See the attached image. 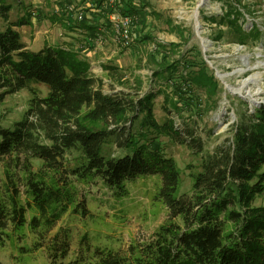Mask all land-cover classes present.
I'll return each mask as SVG.
<instances>
[{"label":"trees","instance_id":"1","mask_svg":"<svg viewBox=\"0 0 264 264\" xmlns=\"http://www.w3.org/2000/svg\"><path fill=\"white\" fill-rule=\"evenodd\" d=\"M54 1L59 9L43 17L56 21L55 13L71 14L75 24L68 27L84 28L91 37H98V25L111 26L109 15L121 10L142 12L139 29L145 39L153 38L144 31L148 12L137 8L135 0L91 1L86 10L97 21L78 19L71 0ZM225 2L223 13L210 16V21L227 26L240 44L260 42L264 30L256 22L250 29L240 22L242 7L251 12L250 5ZM12 8L11 0H0V18L5 21L0 27V104L8 93L31 83L43 84L48 91L35 95L12 127L0 124V244L9 227L17 231L27 224L30 210L36 211L30 219L33 228L53 226L69 211L90 213L91 185L100 184L119 199L128 194L129 180L152 175L153 199L164 205L167 220L148 237L125 249L100 250L85 264H264V203H257L264 196V104L240 115L231 135L206 151L202 136L188 124L178 126L173 116L181 112L180 101L201 105L199 90L217 104L220 82L205 60L188 69L184 56L174 58L179 42L157 43L149 59L161 88L151 86L141 93V74L130 79L120 66L106 64L109 75L128 90L105 92L103 79L72 47L29 48L18 27L31 24L42 12L31 9L13 20ZM221 36L219 32L216 38ZM158 94L163 95L161 117L156 113ZM161 137L199 156L198 170L191 175L192 194L180 191L181 171L163 150ZM114 146L123 151L107 149ZM33 160L41 162L38 168Z\"/></svg>","mask_w":264,"mask_h":264},{"label":"rangeland","instance_id":"2","mask_svg":"<svg viewBox=\"0 0 264 264\" xmlns=\"http://www.w3.org/2000/svg\"><path fill=\"white\" fill-rule=\"evenodd\" d=\"M91 1L71 0L70 4L77 6L75 15L82 10L90 21H97L93 13L86 10ZM11 2L13 20L31 9L42 12V16L39 15L41 18L33 16L31 24L18 27L29 48L37 50L45 45L72 47L90 62L91 71L103 79L105 92L128 90L126 85L109 75L106 64L120 66L130 79L135 74H141L145 80V89L141 93L151 86L155 90L161 88L162 84L153 78V65L149 59L157 43L179 42L181 45L174 58L184 56V60L190 64L188 69L195 68L205 60L208 69L220 82L217 104L214 105L213 99L199 90V102L202 101V104L197 102V106L193 103L190 107L187 102L180 101L181 112H174L173 116L178 126L185 128V124H188L202 136L206 151H212L231 135V125L240 115L264 104V37L260 42L240 44L227 26L212 23L209 17L223 13L225 0H135L138 2L135 3L137 8L148 12L144 31L148 30L153 38L145 39V33L140 30L142 27L133 28L131 32L134 38L128 42L112 30V25H98V37H91L84 28L77 31L68 27L75 24V17L71 14L55 13L56 21H51L48 16L43 17L59 9L57 1ZM242 2L248 3L252 10L250 12L242 7L244 16L240 22L243 26L250 29L256 22L264 30V0ZM114 13L124 14L121 10ZM4 25L5 21L0 18V27ZM219 32L222 36L217 39ZM87 38L93 40L88 42ZM226 84L242 86L243 95L227 91ZM168 90H171L170 87ZM47 91L43 84L31 83L8 93L0 104V124L12 127L22 119L31 99L35 95H45ZM162 99V94L155 99L158 117L165 114L161 107ZM159 140L165 153L173 156L178 163L181 171L180 191L192 194L191 175L198 170L199 156L187 146L176 144L166 137ZM107 149L113 153L123 151L115 146ZM40 163L33 160L35 168ZM3 167L4 162L0 161V184L4 180ZM155 182L156 177L152 175L129 180L128 194L119 199L112 195L110 189L100 184L91 185L87 196L90 213L84 216L69 211L53 226L41 224L33 228L30 219L36 211H28V221L22 229L14 231L9 227L6 231V239L0 244V264H59L66 261L85 264L95 260L100 250L125 249L135 240L148 237L168 218L164 205L153 199ZM257 203H264V196L257 199Z\"/></svg>","mask_w":264,"mask_h":264},{"label":"built area","instance_id":"3","mask_svg":"<svg viewBox=\"0 0 264 264\" xmlns=\"http://www.w3.org/2000/svg\"><path fill=\"white\" fill-rule=\"evenodd\" d=\"M70 9H74V7L70 6ZM76 9H74V12ZM142 12H127L124 14L112 13L110 16V23L113 25V29L116 34L122 36V38L126 39L128 42L133 36L131 30L140 28L142 23ZM78 19L84 20L86 17L85 13L80 10L78 14H76Z\"/></svg>","mask_w":264,"mask_h":264},{"label":"bare ground","instance_id":"4","mask_svg":"<svg viewBox=\"0 0 264 264\" xmlns=\"http://www.w3.org/2000/svg\"><path fill=\"white\" fill-rule=\"evenodd\" d=\"M225 86H226L227 91H230V92H237V93H239L240 95H243L242 86H238V87H236V86H232V85H230V84H226Z\"/></svg>","mask_w":264,"mask_h":264},{"label":"crops","instance_id":"5","mask_svg":"<svg viewBox=\"0 0 264 264\" xmlns=\"http://www.w3.org/2000/svg\"><path fill=\"white\" fill-rule=\"evenodd\" d=\"M147 12V11H146ZM92 32V31H91Z\"/></svg>","mask_w":264,"mask_h":264},{"label":"water","instance_id":"6","mask_svg":"<svg viewBox=\"0 0 264 264\" xmlns=\"http://www.w3.org/2000/svg\"><path fill=\"white\" fill-rule=\"evenodd\" d=\"M258 105V104H257Z\"/></svg>","mask_w":264,"mask_h":264}]
</instances>
